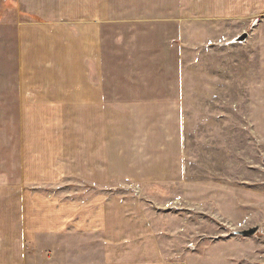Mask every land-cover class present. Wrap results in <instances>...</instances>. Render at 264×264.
Returning a JSON list of instances; mask_svg holds the SVG:
<instances>
[{
  "label": "rangeland",
  "instance_id": "1",
  "mask_svg": "<svg viewBox=\"0 0 264 264\" xmlns=\"http://www.w3.org/2000/svg\"><path fill=\"white\" fill-rule=\"evenodd\" d=\"M114 1L129 8L103 27L101 75L89 67L114 105L113 152L127 161L118 162L114 185L67 177L48 191L145 203L160 222L167 263L264 264V0ZM16 4L0 0L4 182L20 181L22 171L21 88L8 41L19 20L48 23ZM255 227L254 236L236 235ZM88 241L57 238L49 246Z\"/></svg>",
  "mask_w": 264,
  "mask_h": 264
},
{
  "label": "crops",
  "instance_id": "2",
  "mask_svg": "<svg viewBox=\"0 0 264 264\" xmlns=\"http://www.w3.org/2000/svg\"><path fill=\"white\" fill-rule=\"evenodd\" d=\"M16 3L48 23L19 20L8 41L21 88L22 171L20 181H0V264H178L167 263L160 222L145 203L130 205L123 194L60 199L48 191L67 177L93 187L119 183L118 162L128 156L113 152L107 116L114 105L89 65L101 75L103 27L129 7L114 0ZM71 237L90 241L49 246Z\"/></svg>",
  "mask_w": 264,
  "mask_h": 264
},
{
  "label": "water",
  "instance_id": "3",
  "mask_svg": "<svg viewBox=\"0 0 264 264\" xmlns=\"http://www.w3.org/2000/svg\"><path fill=\"white\" fill-rule=\"evenodd\" d=\"M247 36H248L247 34H244L243 36H241L237 39V42L245 41V39H247ZM258 230H259L258 227H255V228H252L249 230L240 231V232L236 233V235L241 236V237H251V236L256 235Z\"/></svg>",
  "mask_w": 264,
  "mask_h": 264
}]
</instances>
